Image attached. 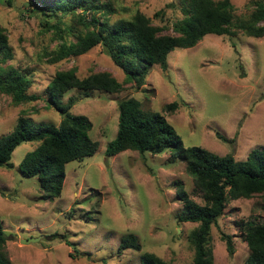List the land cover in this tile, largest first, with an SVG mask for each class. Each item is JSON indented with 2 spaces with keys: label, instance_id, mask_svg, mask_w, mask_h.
Instances as JSON below:
<instances>
[{
  "label": "rangeland",
  "instance_id": "374dc122",
  "mask_svg": "<svg viewBox=\"0 0 264 264\" xmlns=\"http://www.w3.org/2000/svg\"><path fill=\"white\" fill-rule=\"evenodd\" d=\"M9 1L0 0V26L6 30L13 58L3 66L29 72L33 80L29 92L40 94L41 99L13 104L0 93V136L13 130L21 114L36 123L59 124L61 115L46 105L43 94L56 71L74 68L81 78L109 72L123 84L116 93L95 90L84 96L72 89L63 97V102L75 98L70 113L92 122L89 136L98 148L93 155L66 164L59 197L46 199L36 177L19 173L22 157L37 142L18 145L11 155L13 167H0V221L6 237L4 251L12 264H139L143 252L168 264H191L194 247L189 234L198 223L177 219L182 204L173 183L180 180L190 196L202 203L193 178L182 160L169 161L170 149L156 154L127 149L106 156L107 144L117 134L118 103L134 97L143 109L161 113L186 147L200 146L245 160L251 150L264 148V36L207 34L193 47L171 51L167 69L153 65L144 84L137 87L125 80L100 45L50 62V53L64 40H75L83 27L65 15L61 18L65 24L59 26L70 25L71 31L56 34L50 26L60 22L57 17L48 19L47 31L42 19L29 10V0ZM106 1L115 8L110 22L139 11L162 33H173V22L182 17L179 0ZM230 1L238 16L247 17L253 9L251 0ZM174 101L178 107L169 112L166 106ZM216 132L232 141L220 140ZM263 203L260 194L228 201L210 229L214 264L244 263L249 248L241 223L263 221ZM128 233L137 236L140 250H118ZM222 234L231 237L232 254Z\"/></svg>",
  "mask_w": 264,
  "mask_h": 264
},
{
  "label": "trees",
  "instance_id": "16d2710c",
  "mask_svg": "<svg viewBox=\"0 0 264 264\" xmlns=\"http://www.w3.org/2000/svg\"><path fill=\"white\" fill-rule=\"evenodd\" d=\"M28 4L31 6L29 10L42 19L43 28L47 31L53 26L56 34L71 31L70 25H66V29L59 26L65 24L61 19L65 15L72 16L83 27L75 40H64L50 53V62L84 54L100 45L123 71L125 80L137 87L144 84L153 65L167 69V56L171 51L193 47L207 34L234 36L243 32L256 38L264 36V0H251L253 9L247 17L236 15L230 0H179L182 17L173 22V33H162L159 26L153 25L139 11L129 18L110 22L109 16L115 8L106 0H29ZM50 17L60 18V22L47 28ZM12 58L6 30L0 26V93L8 95L13 104L41 99L40 94L29 92L33 82L29 72L3 66ZM122 87L123 84L109 72L92 73L81 78L74 68L56 71L43 94L46 105L61 115L59 124L36 123L24 114L19 115L13 130L0 136V167H13L11 155L18 145L37 142V146L22 157L19 173L24 177H36L46 199L59 197L66 164L91 156L98 148L97 141L89 136L92 122L84 115L70 113L75 98L69 97L67 102H63V97L72 89L88 96L95 90L116 93ZM177 107L178 103L174 101L166 109L173 112ZM118 111L117 134L107 144L105 155L114 156L127 149L141 154L146 151L156 154L170 149L169 161L182 160L203 202H196L182 182L175 180V196L182 204L177 219L198 223L189 234L194 247L191 264H214L208 242L210 229L223 214L228 201L250 198L254 194H260L264 200V148L251 150L245 160L239 161L230 154L221 156L200 146H184L164 115L143 109L141 102L134 97L119 101ZM215 135L222 141H232L219 132ZM241 228L249 248L243 264H264V220L242 221ZM221 238L228 253L232 254L231 237L222 234ZM5 242L0 221V264H12L4 251ZM66 243L69 244L68 240ZM127 248L141 249L133 233L124 235L118 246L119 251ZM139 264L168 263L153 253L143 252L139 256Z\"/></svg>",
  "mask_w": 264,
  "mask_h": 264
},
{
  "label": "water",
  "instance_id": "95a60500",
  "mask_svg": "<svg viewBox=\"0 0 264 264\" xmlns=\"http://www.w3.org/2000/svg\"><path fill=\"white\" fill-rule=\"evenodd\" d=\"M21 242H25V243H28V242H29V240H23V241H21Z\"/></svg>",
  "mask_w": 264,
  "mask_h": 264
}]
</instances>
